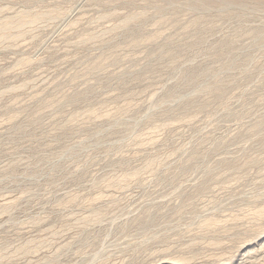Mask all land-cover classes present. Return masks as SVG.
<instances>
[{"label": "rangeland", "instance_id": "rangeland-1", "mask_svg": "<svg viewBox=\"0 0 264 264\" xmlns=\"http://www.w3.org/2000/svg\"><path fill=\"white\" fill-rule=\"evenodd\" d=\"M0 264H264V0H0Z\"/></svg>", "mask_w": 264, "mask_h": 264}]
</instances>
